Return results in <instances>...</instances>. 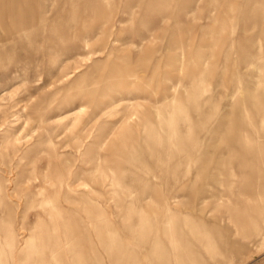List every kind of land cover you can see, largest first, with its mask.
Listing matches in <instances>:
<instances>
[{"label":"rangeland","instance_id":"374dc122","mask_svg":"<svg viewBox=\"0 0 264 264\" xmlns=\"http://www.w3.org/2000/svg\"><path fill=\"white\" fill-rule=\"evenodd\" d=\"M0 264H264V0H0Z\"/></svg>","mask_w":264,"mask_h":264}]
</instances>
